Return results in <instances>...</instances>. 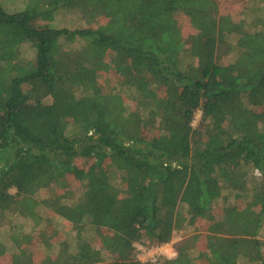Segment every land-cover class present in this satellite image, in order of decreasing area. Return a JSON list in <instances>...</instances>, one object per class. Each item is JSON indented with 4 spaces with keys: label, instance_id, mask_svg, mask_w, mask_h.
I'll list each match as a JSON object with an SVG mask.
<instances>
[{
    "label": "trees",
    "instance_id": "trees-1",
    "mask_svg": "<svg viewBox=\"0 0 264 264\" xmlns=\"http://www.w3.org/2000/svg\"><path fill=\"white\" fill-rule=\"evenodd\" d=\"M5 2L0 264H264V0Z\"/></svg>",
    "mask_w": 264,
    "mask_h": 264
},
{
    "label": "rangeland",
    "instance_id": "rangeland-1",
    "mask_svg": "<svg viewBox=\"0 0 264 264\" xmlns=\"http://www.w3.org/2000/svg\"><path fill=\"white\" fill-rule=\"evenodd\" d=\"M26 1L27 0H6L5 7L8 9L11 6V9H14V8H17L21 5L24 6ZM33 3H35V1H33ZM51 16L53 18V23L59 27L67 25V24L69 25V27H71V26L75 25V22L78 23L79 25L82 24V21L75 19L73 16V13L67 9H63V10L60 9L57 12H54ZM259 16H261V14L259 15L257 12L252 13L250 16V19H248V21H247V26H253L256 22H258ZM26 55L27 56L31 55V52L29 51ZM201 114L202 113L200 110L197 111L195 119L192 123L193 126L198 125V123L200 122V119H201ZM15 191H16L15 189H12L13 193ZM79 193L80 192L77 191L74 194L75 199H77V197L79 196ZM11 215H12V218H11L12 219V221H11L12 227H9V226L0 227V239L3 241H7V242H8V238H10V235H8V234L10 232L12 234L13 229L16 232L22 231V232H28L29 233L34 228V222L31 219L22 218L18 214H11ZM57 227L60 230L64 231L63 234H65V233L68 234L70 238L76 235V231L73 229L70 222H68L64 219H58L57 220ZM10 228H12V229H10ZM199 230L200 231L205 230L204 224H199ZM194 233H195L194 227L177 230L174 233L172 240L168 244H163V245H159V246L158 245L157 246L156 245L148 246V243H145V241L138 242V243H136L137 258H139L142 261H147V260L156 261L163 256L168 257V258H174L177 255L176 244L179 241H182L183 239L191 236ZM263 233H264V229H263ZM86 234L90 237L92 236V233L90 231H87ZM261 236L263 237V234H261ZM193 256H194V258H196L198 256V253H195ZM3 260L6 263H9L11 260L10 254L4 255Z\"/></svg>",
    "mask_w": 264,
    "mask_h": 264
},
{
    "label": "built area",
    "instance_id": "built-area-1",
    "mask_svg": "<svg viewBox=\"0 0 264 264\" xmlns=\"http://www.w3.org/2000/svg\"><path fill=\"white\" fill-rule=\"evenodd\" d=\"M175 254V253H174Z\"/></svg>",
    "mask_w": 264,
    "mask_h": 264
}]
</instances>
